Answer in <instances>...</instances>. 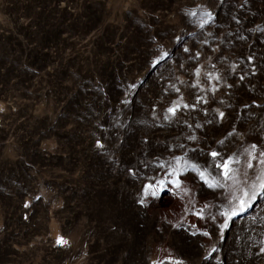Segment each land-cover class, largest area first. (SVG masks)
Wrapping results in <instances>:
<instances>
[{"label": "rangeland", "instance_id": "374dc122", "mask_svg": "<svg viewBox=\"0 0 264 264\" xmlns=\"http://www.w3.org/2000/svg\"><path fill=\"white\" fill-rule=\"evenodd\" d=\"M261 160L264 0H0V264H264Z\"/></svg>", "mask_w": 264, "mask_h": 264}, {"label": "snow or ice", "instance_id": "6c2138e0", "mask_svg": "<svg viewBox=\"0 0 264 264\" xmlns=\"http://www.w3.org/2000/svg\"><path fill=\"white\" fill-rule=\"evenodd\" d=\"M170 111H173V112H174L175 110H174V109H170ZM221 115H222V114H221ZM253 147H255V146H253ZM212 156H213V157H216V156H217V153L213 152V153H212ZM255 158H256V157L253 156V159H255ZM233 163H236V162H235V161H231V160H229V161L225 162V163L221 166V167L223 168V175H224L225 179H231V178H233V172H234L235 170L232 169V168L230 167V165H232ZM260 163H261V164H264V160H261ZM248 167L251 168V167H253V165H252L251 163H249V164H248ZM200 175H201L202 178L204 177V174H203V173H200ZM209 186H210V187H215L216 185H215V184H210ZM261 188L264 189V184L261 185ZM244 195L247 196L248 193L245 192ZM244 204H245V200L241 199V200H240V206H241V209H242V210H243ZM231 215H232V216L237 215L236 211L233 210L232 213H231ZM229 218H230V217H229ZM61 243H64V242L61 241Z\"/></svg>", "mask_w": 264, "mask_h": 264}]
</instances>
